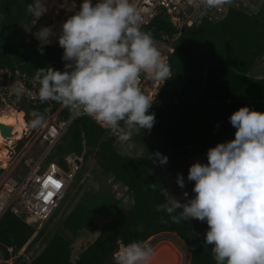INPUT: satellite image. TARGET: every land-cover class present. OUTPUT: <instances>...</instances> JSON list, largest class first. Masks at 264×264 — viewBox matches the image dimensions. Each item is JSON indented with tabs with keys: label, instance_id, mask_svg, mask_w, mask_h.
I'll list each match as a JSON object with an SVG mask.
<instances>
[{
	"label": "trees",
	"instance_id": "16d2710c",
	"mask_svg": "<svg viewBox=\"0 0 264 264\" xmlns=\"http://www.w3.org/2000/svg\"><path fill=\"white\" fill-rule=\"evenodd\" d=\"M30 3L32 0H0V69L22 65L21 70L34 78L40 68L63 70L64 62L59 45L46 46L41 55L37 51L39 42L27 37L26 28L32 25L26 13ZM147 32L154 41L160 32L175 34L162 19ZM263 57L264 2L257 14L246 12L240 5L231 8L220 23L205 20L199 27L186 29L173 43L169 57L172 76L149 110L155 114L153 128L133 134L137 141L148 145L162 139L160 146L142 159L127 157L116 148V136L91 118L80 117L57 148L60 156L71 154L66 150L72 149L84 163L93 158L105 177H112L127 189L125 195L131 208L122 206L124 199L118 200L107 188L94 190L84 184L59 217L52 238L36 252L34 246L45 236L66 198L40 230L7 213L0 219V251L4 257L15 264L115 263L119 241L121 245L147 242L156 235L171 233L188 248L190 264H215L211 246L205 248L204 233L197 230L192 220L175 224L165 213L156 211V205L166 200L167 184L151 173L159 164L153 154L159 152L168 157V151H175L185 161L206 156L209 148L234 139L236 129L229 117L239 108L247 106L264 113V79L250 76ZM96 216L112 220L101 227L98 238L74 260L73 243L80 234L98 230L92 222ZM22 249L33 250L30 263L23 257L16 258Z\"/></svg>",
	"mask_w": 264,
	"mask_h": 264
},
{
	"label": "clouds",
	"instance_id": "9594fccd",
	"mask_svg": "<svg viewBox=\"0 0 264 264\" xmlns=\"http://www.w3.org/2000/svg\"><path fill=\"white\" fill-rule=\"evenodd\" d=\"M200 2L204 15L230 6L234 0ZM58 7L73 12L61 25L58 37L51 26L53 16L49 26L33 30L29 36L39 42L41 55L46 46L63 49V70L50 66L36 70L38 98L117 131L121 142L129 141L134 133L150 131L155 124V114L149 112L153 100L141 87L142 77L164 83L172 70L151 33L143 30L141 10L133 0H82L78 10L75 2L69 5L64 0ZM48 11L46 0H32L26 6L36 28L49 17ZM51 38L56 44H51ZM13 91L21 97L23 85ZM3 110L10 109L0 102V113ZM31 116L30 128L45 126L43 114L33 112ZM229 122L236 129L234 139L209 148L207 162L196 161L188 169L186 180L194 182V195L184 192L182 202L166 193L156 211L175 224L193 219L206 223L203 243L205 248L211 246L215 264H264V113L241 107ZM153 157L160 165L168 163V157L159 152ZM175 183L185 189L183 174L177 173ZM154 256L148 242L132 241L118 248L114 262L152 264Z\"/></svg>",
	"mask_w": 264,
	"mask_h": 264
},
{
	"label": "built area",
	"instance_id": "2783aa9c",
	"mask_svg": "<svg viewBox=\"0 0 264 264\" xmlns=\"http://www.w3.org/2000/svg\"><path fill=\"white\" fill-rule=\"evenodd\" d=\"M70 1L75 2L78 10L82 0ZM63 2L64 0L59 2L58 6ZM95 2L96 0H93V3ZM133 3L142 12L144 31H150V27L159 19L174 29L173 36L164 32L158 34L159 39L156 41H161L164 47L154 41L168 65L173 43L186 29L199 27L205 20L220 23L226 19L231 8L250 4L247 0H234L230 6L212 9L201 15L200 0H133ZM251 9L254 10V5ZM259 10L260 5L253 13H258ZM65 12L57 7L52 17L51 26L56 37L60 33L61 25L69 17L63 16ZM21 67L22 65H18L13 69L8 67L0 69V102L10 110L24 112L26 121V127L20 137L8 144L9 151L5 162H0V219L7 213H12L40 230L59 210L68 190L81 175L84 160L74 153L60 156L57 148L74 120L88 116L70 112L56 102L41 101L38 98V82L23 72ZM165 84L166 81L164 83L154 81L147 76L141 80L142 89L153 101ZM17 85H23L24 88L23 95L19 98L13 91ZM33 112H40L45 116L44 127L37 129L29 127L28 114L32 119ZM64 114L67 117L64 118ZM95 123L114 136L119 135L117 131L107 129L96 121ZM12 261L4 258V261L0 260V264H13Z\"/></svg>",
	"mask_w": 264,
	"mask_h": 264
},
{
	"label": "rangeland",
	"instance_id": "374dc122",
	"mask_svg": "<svg viewBox=\"0 0 264 264\" xmlns=\"http://www.w3.org/2000/svg\"><path fill=\"white\" fill-rule=\"evenodd\" d=\"M61 1L62 0H46V3H47L48 8H49V11H48L49 17H45L42 20L41 24L38 25V28L33 27V24H32V26L27 27L26 28L27 37L30 36V34L33 32V30L37 31V30H39V27H44V26L50 25L49 22L51 21V17L55 15V10L57 9L59 2H61ZM247 2H249L250 4L246 3V4H241V5L243 6V8L246 12L253 13L259 9V5H260V7L262 6L264 1L263 0H247ZM258 3H259V5H258ZM253 5H254V10L251 9V7H253ZM253 14H256V13H253ZM70 15H71V12H65V15H63V16H70ZM51 39L53 41L51 44H53V45L56 44L55 39H53V38H51ZM155 42L160 44L161 46L164 45L161 41H155ZM250 76L258 78V79H264V57H263V59H261L257 63L256 67L250 73ZM30 119H31V117L28 114L27 120L29 121ZM118 136H116V140H117V142H116L117 147L116 148L123 155H125L127 157H133L136 159H142L143 157L148 156L154 147L160 146L163 143L162 139H155L152 141L151 145H148L145 142L137 141L135 139L134 135L132 136V138L129 141L121 142V141H119ZM66 152L73 154L72 149H67ZM167 155L169 157L168 163L166 165L158 164L157 166H155L153 168L151 173H152V175H154L157 178H163L166 180L167 188L164 191L165 197H166V193H167L168 195H171V196L183 201L184 200V196H183L184 192H188L189 197L194 195L191 191V189L194 185V182H187V180H186L189 167L193 163H195L196 161L206 163L207 157L202 156V157L191 159L189 161H185L181 157H179L175 151H168ZM81 171H82L81 175L78 177L77 182H75V183H77V187H75L72 184L73 186H71V188L68 190L67 196H66V202L64 203V206L61 208V211L58 212V215L53 219V221L48 225V227L46 229L47 232H46L45 236L43 238H41L36 243V245L34 246L35 252L39 251L43 247H45V245L48 243L50 238H52V234L55 232V229H56L55 226L57 224H59V221L61 220L59 217L65 211L69 202L73 198H75V196L79 192L80 187H82L84 184L87 185L89 188L94 189V190L103 191L107 188L110 192H112L115 195V197L118 200L124 199L123 202L121 201L122 206L131 208V206H132L131 201L125 195L126 188L123 187V185L121 183L116 182L112 177H105L102 174V170L99 167H96V163H95L93 158H90L87 162H85V166L83 167V169ZM177 173L183 174V176L185 177L186 187L183 190H181L177 186V184L175 183ZM110 220H112V218H105V217H101V216H96L93 219L92 222L98 227V230L96 232H93V233L84 232V233L80 234L75 239V241L73 243V259L74 260H76L80 256V254L91 243H93L98 238V236L100 234L101 227ZM192 222L196 226L197 230L200 233H204L207 230L208 226L206 223L200 222V221L194 220V219L192 220ZM66 235H67V233H66ZM147 242H148V244H150L153 247L155 253H157V251H158L157 254H159L160 251H164V250L165 251H171V252H173L175 250L176 251V253L174 254V257H175L174 263L175 264H190L191 263V255H190L188 248L175 234L166 233V234L156 235V236L152 237L151 239H149ZM119 245L121 246V242L119 243ZM24 251L26 252V250L22 249L18 253L16 258L23 257L26 260V262L30 263L31 257L33 256V253H32L33 250L26 252L25 254L23 253ZM35 252H34V254H35ZM157 254H156V257H157ZM154 259H155V256H154ZM165 259H167V258H165ZM0 260L4 261L2 251H0ZM12 262H13V264H15L14 260ZM152 263H154V261ZM162 263H164V262H162ZM107 264H115V263L109 262ZM156 264H158V263H156ZM169 264H170V260H169Z\"/></svg>",
	"mask_w": 264,
	"mask_h": 264
},
{
	"label": "bare ground",
	"instance_id": "6f19581e",
	"mask_svg": "<svg viewBox=\"0 0 264 264\" xmlns=\"http://www.w3.org/2000/svg\"><path fill=\"white\" fill-rule=\"evenodd\" d=\"M72 3L73 2L68 0L69 5H71ZM0 123L12 126L14 132L16 133L15 138H18V137H20L21 132L26 127V121L24 120V112H19L16 110H3L0 113ZM15 138L8 141L7 139H4L2 137L1 132H0V162L1 161L5 162V159H6L7 154H8L7 144L12 143ZM157 253H158V251H157ZM157 253H155V259L153 258V260H152V262L154 261V263H152V264H156V263H158V264H169V260H170V264H172V263L175 264L174 263V258H175L174 254L176 253L175 250L173 252L164 250V251H160L159 254H157ZM156 254H157V257H156ZM165 258H167V259H165ZM161 261L164 263H162Z\"/></svg>",
	"mask_w": 264,
	"mask_h": 264
},
{
	"label": "water",
	"instance_id": "95a60500",
	"mask_svg": "<svg viewBox=\"0 0 264 264\" xmlns=\"http://www.w3.org/2000/svg\"><path fill=\"white\" fill-rule=\"evenodd\" d=\"M13 127L0 123V132L4 139L15 138L16 133H13ZM120 243V241H119Z\"/></svg>",
	"mask_w": 264,
	"mask_h": 264
}]
</instances>
